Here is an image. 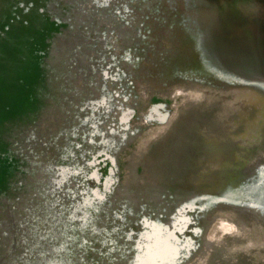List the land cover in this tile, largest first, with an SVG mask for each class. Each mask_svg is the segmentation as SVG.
<instances>
[{
  "label": "rangeland",
  "instance_id": "rangeland-1",
  "mask_svg": "<svg viewBox=\"0 0 264 264\" xmlns=\"http://www.w3.org/2000/svg\"><path fill=\"white\" fill-rule=\"evenodd\" d=\"M224 16L0 0V264H264V58Z\"/></svg>",
  "mask_w": 264,
  "mask_h": 264
},
{
  "label": "trees",
  "instance_id": "trees-1",
  "mask_svg": "<svg viewBox=\"0 0 264 264\" xmlns=\"http://www.w3.org/2000/svg\"><path fill=\"white\" fill-rule=\"evenodd\" d=\"M208 1L211 4H215L219 8V11L220 12L222 11L224 13L225 16L223 20H225L226 22H230L232 26H234L236 29L238 27L240 28L243 27L245 29L244 34L248 35L247 38L245 36L244 37L242 36L244 41H241V49L245 52V55H242L243 58L239 59L238 62L241 61L242 63L245 61V59H247L249 61L252 60L253 62L258 63L259 59L264 58V30H263V35L261 36L262 30L260 31V28H258L260 31V35H257L253 40L250 41L251 36L249 34L251 30H248L250 26L248 23L245 22V19H243L240 16V13L238 11H236L237 15H234L233 12L236 9V7L233 8L234 10H230V11L222 9L224 2L226 3L227 1L229 2V1H238V0H208ZM241 22H243L242 25H239ZM252 32H254V30H252Z\"/></svg>",
  "mask_w": 264,
  "mask_h": 264
}]
</instances>
